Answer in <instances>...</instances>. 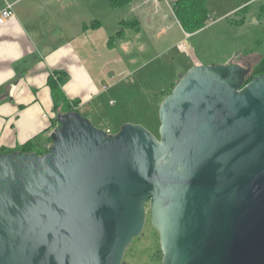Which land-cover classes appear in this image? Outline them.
Segmentation results:
<instances>
[{"label":"water","instance_id":"1","mask_svg":"<svg viewBox=\"0 0 264 264\" xmlns=\"http://www.w3.org/2000/svg\"><path fill=\"white\" fill-rule=\"evenodd\" d=\"M196 65L115 134L58 114L47 153H0V264H122L148 206L162 264H264V75Z\"/></svg>","mask_w":264,"mask_h":264},{"label":"crops","instance_id":"2","mask_svg":"<svg viewBox=\"0 0 264 264\" xmlns=\"http://www.w3.org/2000/svg\"><path fill=\"white\" fill-rule=\"evenodd\" d=\"M110 1L0 0V12L10 7L12 13L0 25V150H16L37 136L41 148L48 145L47 139L56 127L48 80L55 73L66 76L61 85L65 97L79 101L81 113H94L90 105L100 99L106 87L102 86L100 91L97 74L90 69L94 51L87 47L96 40L97 31L105 26L108 9L130 7L129 12L134 16L130 21L118 22L121 28V22H132L127 27L133 29L131 36H126L123 30L122 38L115 39H122L123 51L131 42L129 39L131 43L141 38L151 40L149 34L152 35L162 20H169L168 11L175 19L172 6L176 0H134L116 8L111 7ZM204 1L207 5L209 1L216 5L234 3L228 12L219 15L218 22L234 14L228 24L230 27L238 26L239 30L249 25L264 28V0ZM243 9L245 13L240 14ZM179 29L182 30L180 26ZM165 35L167 39L172 37L171 33ZM114 46L115 42L111 48Z\"/></svg>","mask_w":264,"mask_h":264},{"label":"rangeland","instance_id":"3","mask_svg":"<svg viewBox=\"0 0 264 264\" xmlns=\"http://www.w3.org/2000/svg\"><path fill=\"white\" fill-rule=\"evenodd\" d=\"M233 4L217 6L213 1L208 5L205 3L207 22L201 30L189 36L179 29L176 18H172L168 11L169 20L158 24L153 36L149 34L151 40L141 38L131 43L129 39L131 42L125 51L120 44L122 39L116 40L113 48L105 44L121 28L119 21H130L134 16L129 12L130 7L108 9L105 26L97 31L96 40L87 47L94 51L90 69L97 74L99 89L102 91V86L106 88L100 99L90 105L94 113L83 112L82 115L100 129L115 131L126 123H133L144 125L154 134L158 132L159 105L155 94L162 90L169 93L171 85L177 83L191 67L230 65L235 61L244 67L249 65L252 70L264 56V28L249 25L239 30L238 26L230 27L234 14H228L218 22L219 15L228 12ZM124 31L129 37L133 33L130 28ZM142 33L145 35L146 31ZM170 33L172 37L167 39L165 34ZM146 212L142 234L127 247L122 264H162L159 236L151 225L148 206Z\"/></svg>","mask_w":264,"mask_h":264},{"label":"trees","instance_id":"4","mask_svg":"<svg viewBox=\"0 0 264 264\" xmlns=\"http://www.w3.org/2000/svg\"><path fill=\"white\" fill-rule=\"evenodd\" d=\"M132 1L134 0H111L110 5L111 7L116 8V7L127 5L131 3ZM172 12H173L174 17L177 19L179 25L181 26L182 30L187 34H192V33H195L201 30L204 27L205 23L207 22V10L205 7L204 0H176L172 6ZM243 13H245V9H243L240 12V14H243ZM239 22L240 24H242V20H240ZM131 24L132 22H121L122 28L113 37L109 38L108 47H112L116 38H122L123 30L131 26ZM261 75H264V56L260 59V61L257 63V65L252 70L250 67V72L245 78V84L250 82L253 77L261 76ZM65 77L66 76L63 73H55L53 76L49 77V80H48V84L51 89L52 100H53V112L56 114V119H55L56 126L58 125V121H57L58 114L76 112L82 115V113L80 112L78 108L79 101L68 100L62 91L61 85ZM175 84L171 85L169 89L170 92L175 86ZM164 92L166 91L162 90L158 94H155L157 99H159V105L157 106V108H159L163 99L170 94V92L169 93H164ZM157 124H158V127H157V130H158L159 120L157 121ZM119 129L120 128L116 129L115 131H112V133L113 134L117 133ZM156 132L154 133L155 135L154 134L153 135L158 137L157 136L158 134L156 135ZM47 142H48V145L44 148H41L40 138L37 136L27 141L20 148L16 150L5 151L1 149L0 153H6V154H11L15 152H19L22 154L35 153L37 155L42 156L48 152L52 144V140L50 136L48 137Z\"/></svg>","mask_w":264,"mask_h":264},{"label":"built area","instance_id":"5","mask_svg":"<svg viewBox=\"0 0 264 264\" xmlns=\"http://www.w3.org/2000/svg\"><path fill=\"white\" fill-rule=\"evenodd\" d=\"M11 11H10V7H7L6 9L2 10L0 12V25H3L5 23V21L11 17ZM105 132L107 134H113L111 130L107 129L105 130Z\"/></svg>","mask_w":264,"mask_h":264}]
</instances>
